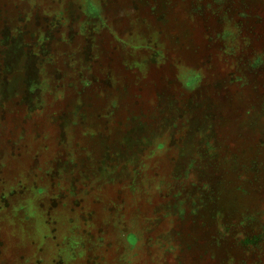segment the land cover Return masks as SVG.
I'll use <instances>...</instances> for the list:
<instances>
[{"label": "rangeland", "instance_id": "1", "mask_svg": "<svg viewBox=\"0 0 264 264\" xmlns=\"http://www.w3.org/2000/svg\"><path fill=\"white\" fill-rule=\"evenodd\" d=\"M0 264H264V0H0Z\"/></svg>", "mask_w": 264, "mask_h": 264}]
</instances>
